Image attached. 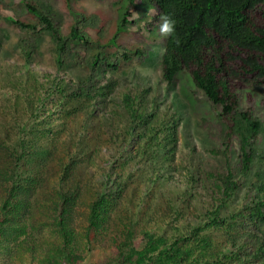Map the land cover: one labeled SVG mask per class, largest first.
<instances>
[{"label": "trees", "instance_id": "1", "mask_svg": "<svg viewBox=\"0 0 264 264\" xmlns=\"http://www.w3.org/2000/svg\"><path fill=\"white\" fill-rule=\"evenodd\" d=\"M72 1L65 0L70 8ZM125 1L126 7L121 6V27L126 24L128 7L134 2ZM147 1L153 6V19L168 13L177 21L175 35L165 37L160 57L161 79L170 85L182 71L189 76L191 83L216 108L227 132H238L241 173H246L255 157L254 140L261 123L252 117V108L240 110L239 91L250 85L264 90V0ZM14 3L23 7L25 15L8 14L4 6V10L0 7L5 25L12 26L19 33L14 58L0 57V76L5 72V81L15 88L9 94H3L6 101L12 102L11 115L16 131L8 136L6 126L0 124V179L9 184L7 196L0 200L4 217L0 221V239L5 242L16 232L12 230L16 225L10 228L8 223L20 222V212L25 207L23 201L26 203L24 189L33 188V181L41 177L40 169L46 166L52 153L49 144L42 139L46 136L45 130L50 131V126L55 124V112H46L44 100L54 95L56 107L58 103L65 107L71 101L72 104L78 101L82 113L79 122L83 128L91 127L101 111L100 128L108 125L114 130L107 124L114 121V116L103 113L106 101L113 93L114 80L110 75L102 82L96 74H113L130 56L127 52L122 53L116 44L117 32L106 38L103 25L92 16L73 10L76 17L68 24L66 33H62V17L54 9L35 0H15ZM89 27L96 30L95 38L88 33ZM45 35L51 40L52 72L36 68L35 57L39 53L40 39ZM134 52L143 54L139 49ZM73 71L77 73L75 77ZM143 91L122 93L124 111L114 113L120 118L123 130L120 138L112 131L110 143L121 140L126 148L135 137L137 156L143 161L142 168L150 172V176L154 174L147 178L154 184L159 182L160 169L171 165L174 171L177 169L178 164L173 163V159H176L177 127L181 115L161 112L154 98L142 96ZM64 98H68L66 102H63ZM65 113L70 112L66 110ZM47 118L50 121L46 122ZM86 130L84 128V134ZM186 157L184 155L183 160L186 170H182V166L179 170L186 175L187 190L201 182H210L211 193L218 194L212 208L201 217L200 224L191 226L174 242L166 243L160 236L145 232L148 247L138 251L125 241L118 252V263L264 264V198L251 190L246 195V202L232 206L233 196L240 187L234 171L225 168L210 171L208 177L207 174L199 177L190 167L192 160ZM63 173L60 183L67 180L64 186L61 184L60 190L66 189L62 195L66 199L68 194L77 190V185L68 179L71 172L67 164ZM258 187L256 190L264 194V182ZM17 190L20 191L19 198L11 204L9 191L13 198L17 196ZM103 196L99 195L91 204L88 230L95 221L96 210L103 207ZM64 239V243H68L69 238ZM64 247L66 245L61 244L59 256L73 264L70 250L66 252Z\"/></svg>", "mask_w": 264, "mask_h": 264}, {"label": "rangeland", "instance_id": "2", "mask_svg": "<svg viewBox=\"0 0 264 264\" xmlns=\"http://www.w3.org/2000/svg\"><path fill=\"white\" fill-rule=\"evenodd\" d=\"M35 1L61 15L62 33H66L68 24L76 17L73 10L98 19L104 27V36L107 38L117 32L116 44L122 53L127 52L130 56L113 74H96L102 82L105 76L110 75L114 80L113 93L103 110L104 115L114 116V121L107 122L114 130L108 125L100 128L102 112L99 111L91 127H84L87 129L84 134L79 122L82 113L78 101L76 104L71 101L65 107L58 103L56 107L54 95L44 100L46 112H55V124L50 126V131L45 130L46 136L42 139L49 144L52 153L46 166L40 169L41 177L33 181V188L24 189L26 203L23 201L25 207L21 209L20 222L6 224L10 228L16 225V229H12L16 232L8 242L0 239V264H70L59 256L61 244L66 245V252L70 250L73 264H119L118 252L125 241L138 251L148 247L149 239L144 236L145 232L160 236L166 243L180 239L191 226L200 224L201 217L212 208L218 197L217 193H211L212 184L207 181L187 190L186 175L179 170L180 166L186 170L184 155L192 160L190 167L199 177H204V174L208 177L210 171L225 168L234 171L240 187L233 196L232 206L246 202V195L251 190L264 198V194L256 190L264 182V90L250 85L239 91L240 110L252 108V117L261 123L254 140L256 152L253 163L249 171L241 173L238 132H227L216 108L191 83L184 71L170 85L161 79L160 57L165 37L159 33L160 17L153 19L151 3L134 0L128 7L130 12L126 16V24L121 27V6L126 7L125 0H73L71 8L65 0ZM14 2L0 0V7L4 6L8 14L25 15L23 7ZM87 31L96 37V30L89 27ZM18 36L17 30L7 27L0 16V57L14 58ZM50 43L49 36L41 38L39 53L35 57L36 68L47 72L54 71ZM137 49L143 54H136L134 51ZM4 73L0 76V124L6 126L7 134L11 136L16 131L11 115L12 102L6 101L3 93L9 94L15 88L5 81ZM73 74L75 77L77 73L73 71ZM139 90H144V98H154L161 112L181 115L177 127L176 159H173V163L178 164L177 169L174 171L172 165L160 169L159 182L154 184L148 181L150 172L142 168L143 161L137 156L135 137L126 148H123L121 140L110 143L112 131L120 138L123 130L120 118L114 113L124 111L122 93ZM66 110L70 112L67 115ZM48 121L50 118L46 119ZM66 164L71 172L68 179L76 182L77 190L63 199L66 189L60 190V186H64L67 179L60 183V178ZM8 186L0 179V200L7 196ZM18 191L13 198L9 191L11 204L18 200ZM101 194L104 195L103 207L96 210L95 221L88 230L91 204ZM2 214L0 208V221L4 218ZM64 237L69 238L68 243H64Z\"/></svg>", "mask_w": 264, "mask_h": 264}, {"label": "clouds", "instance_id": "3", "mask_svg": "<svg viewBox=\"0 0 264 264\" xmlns=\"http://www.w3.org/2000/svg\"><path fill=\"white\" fill-rule=\"evenodd\" d=\"M159 24V33L162 37H172L176 33L177 21L168 13L161 14ZM177 43L179 41L177 40Z\"/></svg>", "mask_w": 264, "mask_h": 264}]
</instances>
